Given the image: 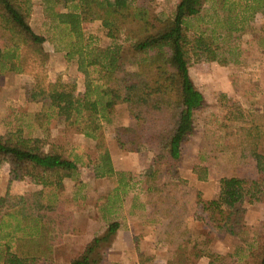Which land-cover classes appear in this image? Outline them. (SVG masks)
<instances>
[{
    "label": "trees",
    "instance_id": "16d2710c",
    "mask_svg": "<svg viewBox=\"0 0 264 264\" xmlns=\"http://www.w3.org/2000/svg\"><path fill=\"white\" fill-rule=\"evenodd\" d=\"M210 1L179 0L173 14L164 16L157 0H115L113 4L108 0H44L46 14L70 37L67 59L76 58L85 78V89L79 92L75 82L48 79L47 38L32 27L33 0H0V82L11 72L32 75L25 95L29 102L42 103L34 114L39 127L47 129L63 120L66 133L94 139L95 177L121 175L117 190L144 192L154 212L170 218L164 230L158 231L167 247L168 264H187L183 236L189 217L238 235L247 228L249 205L264 204V110H247L237 102H230L225 115L226 128H231L225 144L233 166L223 178L221 199H204L185 178L163 179L165 173H178L183 145L195 130L196 113L206 104L190 73L194 55L205 53L220 64L236 62V49L222 50L219 39L225 36L218 27L231 37L264 10V0H219L218 5L214 0L211 18L216 27L207 34L196 22L205 19L203 12ZM217 9L225 16L220 17ZM88 19L102 23L113 41L110 45L86 43L82 24ZM131 58H136L135 68L129 66ZM119 104L127 105L137 123L135 131L124 125L115 127L119 149L137 152L145 144L153 153V172L140 180L130 173L126 181L123 172L115 170L108 148L104 125L112 124ZM5 160L10 182L32 177L41 187L20 195H0V264H54V248L64 236L82 233L65 197V179L79 181L78 162L59 145L44 149L41 138L22 129L0 140V165ZM193 170L200 180L209 177L207 165H196ZM119 228V221L110 222L69 264H110L108 250ZM208 257L209 264L235 262L233 253ZM137 264L159 263L155 255L141 253ZM243 264H264V243L251 250Z\"/></svg>",
    "mask_w": 264,
    "mask_h": 264
},
{
    "label": "rangeland",
    "instance_id": "374dc122",
    "mask_svg": "<svg viewBox=\"0 0 264 264\" xmlns=\"http://www.w3.org/2000/svg\"><path fill=\"white\" fill-rule=\"evenodd\" d=\"M108 1L111 4L115 2V0ZM157 1L158 11L168 16L173 14L179 0ZM215 1L218 5L219 0ZM213 2L214 0L210 1L203 12L206 14L205 19L196 22V26L204 28L207 34L216 27L214 17L211 18L214 14L213 5L216 6ZM62 9L66 10L63 7ZM217 12L220 17L225 16L223 10L217 9ZM31 24L37 33L47 38L44 46L50 54L46 63L48 79L55 81L61 78L64 81L75 82L78 91L83 92L85 78L78 71L76 58L68 60L66 56L70 37L67 36L62 26L56 27V23L46 14L44 0H33ZM82 27L86 43L92 47H105L113 42L106 35L99 20H84ZM218 31L225 36L219 39L222 50H228L230 47L236 49L237 61L220 64L217 61H210L205 53L194 55L190 73L204 93L206 104L196 113L195 130L183 145L184 158L178 173L175 174L176 176L171 173L175 179H181L183 174H189L196 165L209 166V176L212 180L207 183L204 191L201 190L203 198L207 200L221 199L224 190L223 178L231 172L233 166L231 152L225 144L226 133L231 129L226 128L225 119L231 105L230 102H237L247 110H264V10L258 12L252 20L247 22L244 30L232 33L231 37H226V30L220 26ZM135 63L136 58H131L130 68H135ZM32 81V75L25 73L11 72L3 76L0 82V140H4L17 129H22L29 136L41 138L44 149H49L55 144L59 145L68 157L77 160L79 180L81 177L84 179V181H77L78 185H75V189L72 185L69 196L65 193V197L67 206L77 214L76 224L84 230L86 235L65 237L62 244L54 248V264H69L73 257L83 252L86 244L93 238L92 235L96 236L104 232L110 222L127 221L129 209L119 206L123 198L127 206L129 205L128 207L135 206L133 210H137V215H141L138 217L139 220L143 217L152 221L150 223L153 225L167 224L169 220L163 218L165 221H162L161 214H156L153 207L147 204V196L144 192L129 189L128 193L124 194L122 189H116L119 187L121 175L104 178H96L92 175L93 162L98 157V153L95 152L94 139L87 138L84 134L66 133V122L63 120L53 122L47 129L39 127L34 114L42 109V103L29 102L25 95V89ZM117 125H124L130 131L136 130L137 123L131 119L126 104H119L116 107L112 124L104 125L108 148L109 142L112 141L113 145L117 143L114 132ZM261 136L264 152V130ZM121 156L115 155V161L120 164V167H123V163H128L127 166L131 165L135 168V170H118V172H123L126 181L130 179V173L135 175L136 180H140L141 176L153 172V153L147 145L143 144L137 152L122 153L121 151ZM9 167L7 160L0 165V195L7 192L20 195L41 187L32 177L10 182ZM172 177L168 173L163 174L165 181L171 180ZM183 188H186V185ZM132 191L134 194H131ZM205 192L215 196L210 198L204 195ZM148 209L151 216H147ZM93 218L96 219L94 222L91 221ZM245 220L247 228L244 233L233 235L212 228L203 220L188 219V228L183 236L186 263L209 264L208 255L227 253L235 255L234 264L246 262L249 252L264 243V204L249 205ZM89 226L90 229H88ZM143 231L142 234L146 235L144 242L150 244L144 245L145 243L143 244L138 238L140 237L138 233L129 238L123 236L126 240L127 247H124V250H127V258L117 257L121 255L119 251L110 256L111 251L108 250V262L110 264H137L139 254H151L149 250L153 248L157 250V246L151 245L158 235L157 231L154 233L148 229ZM128 240L131 241L129 245H127ZM167 253L157 254L156 261L159 264H168L169 254Z\"/></svg>",
    "mask_w": 264,
    "mask_h": 264
},
{
    "label": "crops",
    "instance_id": "0c3cea01",
    "mask_svg": "<svg viewBox=\"0 0 264 264\" xmlns=\"http://www.w3.org/2000/svg\"><path fill=\"white\" fill-rule=\"evenodd\" d=\"M111 142H109V150H110V153H111V156H112V159H113L112 161H113V165H114L115 170L116 171L121 170V169L135 170V168H133L131 165L130 166H127L128 163H123L124 164V165L122 164L123 167H120L119 166L120 164H118L115 161V155L121 156V150L117 146V143H116V145H113ZM122 153H125V152L122 151ZM121 158H122V156H121ZM138 171H139V169H138ZM92 173H93L92 175L95 177V174H94V171L93 170H92ZM168 175L169 176L171 175V177H172V174L171 173H168ZM174 176H176L175 173H174ZM182 176H183V178L189 180V184L191 186L196 187L200 191L201 190L204 191L207 183H209V181L212 180L210 178V176L206 180H200L199 177H198V175L194 173L193 168L190 170V173L189 174H187V175L186 174H183ZM94 177H92V178L94 180H97ZM171 179H175V178L172 177ZM79 181H84L83 177H81ZM72 185H74V189H75L76 188L75 185H78V182L76 180H73L72 178L65 179V193H66L67 196H69L68 193L71 191ZM37 188H39V186ZM131 194H134V191H132ZM204 195L205 196H210V198L213 197V196H215V195L212 196L211 193L209 194L207 192H205ZM125 201H124V198H123V200H121V202L119 203V206L120 207L123 206V207H125V209H129V212H128L129 215L127 217L128 219H127V221L126 220L125 221H119L120 222V228L117 231V233H116V235H115V237L113 239L112 245H111V247L109 249L111 251L110 256H112L113 253H118L117 251H119V253L121 255H119L117 257H120V259L127 258V254H126L127 250H124V247H127L126 246V240L123 239V236H124V238L126 236H127V238H129V237H133L134 235H136L138 233V235H140V237L138 236V238H140L141 241H142V243L143 244L145 243L144 245L147 246V244L149 242H144L145 241V237L144 236H146V235L145 234H142L144 232L143 230L144 229H148V230H151V232H153V233L155 231H157V234H158V231L159 230H162L163 231L164 228H165V226H166V224H162V223L160 225H153L152 223H150L152 221H149V220H147V219H145L143 217L142 218L140 217L141 220H139L138 217L141 216V215H137V210H133L135 208V206L133 207V205H131L130 207H128L129 205L127 206V202H125ZM108 206H110V204ZM148 211L147 212L149 214L147 216H151V212H150L149 209H148ZM74 214H75V220H76L77 214L75 212H74ZM163 218L164 217H160V219H162V221H165V220H163ZM168 219L170 220V218H168ZM189 219L190 220H193V218H191V217H189ZM92 220L94 222L96 219L93 218V219H91V221ZM167 223H169V221ZM76 226L79 229H81L79 225L76 224ZM88 229H90V226H89ZM139 231H141V233H139ZM78 235L79 236H84L86 234L84 233V230H82V233L81 234H78ZM68 236H77V235L68 234V235H65L64 238L65 237H68ZM94 236H95V234L92 235V237H94ZM130 243H131V241L128 240L127 245H129ZM152 244L158 247L157 250H156V248L155 249L153 248V249H150L149 250V252L151 254L155 255V258L157 256V254H159V253L165 254V253L168 252L167 251V247L165 246V244L163 242H161V237L160 236L157 235V237L154 238L153 242H151V245ZM164 248H165V252H164ZM158 251H159V253H157Z\"/></svg>",
    "mask_w": 264,
    "mask_h": 264
}]
</instances>
